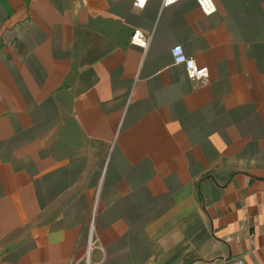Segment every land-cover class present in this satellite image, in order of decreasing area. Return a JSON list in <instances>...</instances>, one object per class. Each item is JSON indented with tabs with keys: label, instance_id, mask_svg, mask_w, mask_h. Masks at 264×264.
<instances>
[{
	"label": "crops",
	"instance_id": "0c3cea01",
	"mask_svg": "<svg viewBox=\"0 0 264 264\" xmlns=\"http://www.w3.org/2000/svg\"><path fill=\"white\" fill-rule=\"evenodd\" d=\"M134 1L0 0V264H264V0Z\"/></svg>",
	"mask_w": 264,
	"mask_h": 264
},
{
	"label": "built area",
	"instance_id": "2783aa9c",
	"mask_svg": "<svg viewBox=\"0 0 264 264\" xmlns=\"http://www.w3.org/2000/svg\"><path fill=\"white\" fill-rule=\"evenodd\" d=\"M180 0H162V6L167 7L176 4ZM147 0H135L133 6L137 9H143ZM199 9L205 16H210L216 12V7L212 0H195ZM149 43V37H145L140 31L136 30L130 37V44L137 46L141 49H146ZM172 64L174 66H180L184 69L187 80L195 87H201L208 81V69L206 67H200L196 64L195 60L185 53L181 46H175L170 51ZM97 249L103 252V249L94 238V232L92 225L88 231V239L82 259V264H92L91 256L92 252ZM70 264H77L72 261Z\"/></svg>",
	"mask_w": 264,
	"mask_h": 264
}]
</instances>
